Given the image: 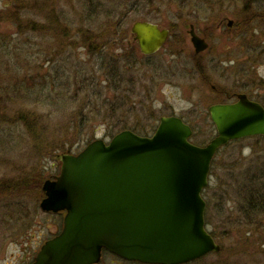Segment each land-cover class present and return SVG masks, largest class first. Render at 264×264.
Listing matches in <instances>:
<instances>
[{"label": "rangeland", "instance_id": "rangeland-1", "mask_svg": "<svg viewBox=\"0 0 264 264\" xmlns=\"http://www.w3.org/2000/svg\"><path fill=\"white\" fill-rule=\"evenodd\" d=\"M195 1L200 12L196 6L189 7L187 0H152L148 4L142 0H0V264H28L61 231L64 215L45 214L39 206L44 198L43 182L59 176L61 158L68 151L77 155L93 141L109 143L123 130L151 136L160 118L166 116L182 118L194 131L192 143L202 147L216 136L209 108L224 99L219 91L229 97L244 93L264 104V66L246 65L247 70H240L247 63V54L237 49L222 54V65L195 69L190 60L192 45L181 22L192 14L210 15L206 11L209 3L217 6L211 15L233 19L251 0ZM16 8L22 31L9 16ZM55 20L60 23L57 32L48 28L49 21ZM137 21L171 26L179 32L177 40H171L158 55L140 58L131 75L123 67L115 76L111 65L114 56L120 58L125 52L122 47L138 51L131 35ZM32 22L45 30L33 32L28 26ZM105 25L117 29L113 40L118 39L122 49L99 53L97 44L86 39L101 37ZM128 53L131 51L125 52L129 59ZM121 78L127 83L117 91ZM262 157L264 143L251 138L234 142L215 158L210 185L203 195L210 201L206 218L212 220L206 228L223 251L196 264L251 263L248 257H235L237 253L231 256L238 245L233 240L235 232H229L232 226L225 222L232 217L239 223L234 195L238 174L250 161ZM234 227L239 231L244 226ZM255 260L264 263L263 258ZM101 264L139 263L106 254Z\"/></svg>", "mask_w": 264, "mask_h": 264}, {"label": "water", "instance_id": "water-1", "mask_svg": "<svg viewBox=\"0 0 264 264\" xmlns=\"http://www.w3.org/2000/svg\"><path fill=\"white\" fill-rule=\"evenodd\" d=\"M131 33L144 56L158 53L168 30L136 22ZM198 52L208 48L195 35ZM209 108L216 137L191 142L193 130L177 116L162 117L152 136L125 130L62 157L60 175L43 182L40 210L65 213L62 230L30 264H100L103 251L140 264H190L219 254L206 228L212 163L232 142L264 137V107L245 94Z\"/></svg>", "mask_w": 264, "mask_h": 264}, {"label": "trees", "instance_id": "trees-1", "mask_svg": "<svg viewBox=\"0 0 264 264\" xmlns=\"http://www.w3.org/2000/svg\"><path fill=\"white\" fill-rule=\"evenodd\" d=\"M252 4H257L258 2H260L259 4H262V8L260 7L258 9V6L256 7L257 10L260 11H264V0H251ZM19 8H16V11L14 13L10 12L9 16L11 20H16V23H18L17 26H19V30L22 31V25H21V15H20V11L18 10ZM52 23V24H50ZM51 25L53 26V28H51ZM60 23L59 21L57 22V20L55 21H49V27L52 31H59L60 27H59ZM28 26H30V30H32L33 32H37V31H41V30H45V29H39L40 27H38L37 25H35V23H31V25L28 24ZM107 26L103 32L104 34H102L101 37H96V38H86L88 39L91 43H96V47L97 50H99V53L101 51H105V50H111L114 51V49L119 48V49H124L125 52H129L131 51V53L129 54V59L127 58V56H125V52L122 54V56L119 58V56H114L115 57V61L112 62L111 65V74L118 76L120 74V72L122 71V68H125V71L127 72V74H130L134 72L136 66L139 64V59L141 58L139 52L137 51V48L135 49V47H122L120 48V41L118 43V39L117 40H113V35L115 34L117 29H113V26L111 25H105ZM43 28V27H42ZM65 35V34H63ZM110 35V36H109ZM109 36V37H108ZM63 37V36H62ZM106 39V40H105ZM99 40H101V44L99 43ZM93 45H90V47H92ZM96 50V49H95ZM96 50V51H97ZM128 50V51H127ZM127 54V53H126ZM113 56V55H112ZM122 58H124V60H122ZM127 58V59H126ZM129 83L133 84V79L129 78L128 80ZM127 81L124 80L122 81L119 80V87L116 89L117 91H120V87L122 84H126ZM222 94L220 95V97H223L224 99L226 98V101L220 100L219 103H225L228 102V98L225 96V94L223 92H221ZM113 95H118V93L115 91V93ZM120 98H117V100ZM1 104V103H0ZM121 105V104H119ZM264 106V104H262ZM1 114V113H0ZM26 118L23 117V122L26 123L27 128L29 129V131H33V126L30 124V122H26L25 121ZM135 132V131H133ZM31 133V132H30ZM138 134L139 132H135V134ZM139 135L142 136H149V133H139ZM257 140H260L261 142L264 143V137H259L257 138ZM233 144V143H231ZM230 144V145H231ZM228 145V146H230ZM227 146V147H228ZM256 151V150H255ZM254 151V152H255ZM256 160H252L250 161L249 165L244 166V168L242 167V171L239 172L238 174V184L236 186H238V189H235V194L238 200V206H237V213L239 215L237 220L239 223H234L231 219H228L225 223L228 226H232L233 229H230L229 232L232 233L235 232L234 235V239L235 240V244L238 245V247H236V249L234 251H232L233 253L231 254V256H234L235 253L236 256L238 258H247L250 259L251 263H247V264H264L261 260H255L256 257H260L264 259V227H258L260 224H262L264 222V157L259 158L256 162ZM214 164V163H213ZM40 185V184H39ZM8 186H5L4 190H7V192H9L8 190ZM206 191L204 192L205 195ZM205 198V196H204ZM207 201V206L209 204V211L210 210V201ZM220 212L223 214L224 211L220 210ZM241 220V222H240ZM206 222H207V226H211L212 224V220H210V218L207 216L206 218ZM236 225H240V226H244V227H238L239 231L234 227ZM264 225V224H263ZM262 229V230H261ZM261 230V231H260ZM248 233H250V235L248 236ZM211 235L213 237H215L212 233ZM256 236H259L260 239H255ZM223 250H221L222 253ZM109 254V253H104V255ZM241 256V257H239ZM35 257V255L33 256V258ZM32 258V260H33ZM31 260V261H32ZM28 262L29 263H31ZM192 263V264H196Z\"/></svg>", "mask_w": 264, "mask_h": 264}, {"label": "flooded vegetation", "instance_id": "flooded-vegetation-1", "mask_svg": "<svg viewBox=\"0 0 264 264\" xmlns=\"http://www.w3.org/2000/svg\"><path fill=\"white\" fill-rule=\"evenodd\" d=\"M142 1L146 4L152 3V0ZM194 1L195 0H187L188 3H191L192 5L194 4V6L190 4L189 7L196 6L195 8L197 12H200L198 11V6L195 3L196 1ZM259 3L260 2L252 4L250 1L249 5H245L243 9L239 10V12L233 16V19L223 16H220L219 18L216 15H211L215 12V8L217 6L209 3L206 11L209 12L210 15L201 18L199 16L194 17L192 14L187 16V19L181 20L183 24L182 29L186 32V35L190 39V43L192 45L190 60L195 69L202 71L211 69L210 67L213 68L214 66L217 67L222 65L224 61L222 54L224 53L225 55L228 53L229 55L231 51L234 52L237 49H239V53L247 54L245 55L247 63L244 67L239 66L238 68H241L240 70H247L248 67H246V65L253 68L264 66V11L256 9ZM148 22L156 24L153 21ZM159 27L163 30H168L170 34L165 48L170 42H172L171 40H177L176 33H179L176 31L177 29H172L171 26L169 28L162 26ZM194 35L198 39L205 41L208 48L202 52H198L192 43ZM177 42L179 43V41H176L175 44ZM224 44L227 46L229 45L230 47H226V49L218 47V45L222 46ZM216 45L217 47H215ZM185 49L186 46H184V50ZM138 52L140 54L141 51L138 49ZM173 54L176 53L173 51ZM225 58L227 57L225 56ZM213 89L215 90V87H213ZM218 94V96H220L222 94L221 91H219ZM238 95L239 94L229 97L228 94H225L228 98V102L236 101Z\"/></svg>", "mask_w": 264, "mask_h": 264}, {"label": "bare ground", "instance_id": "bare-ground-1", "mask_svg": "<svg viewBox=\"0 0 264 264\" xmlns=\"http://www.w3.org/2000/svg\"><path fill=\"white\" fill-rule=\"evenodd\" d=\"M155 55H158V53H156ZM155 55H154V56H155Z\"/></svg>", "mask_w": 264, "mask_h": 264}]
</instances>
